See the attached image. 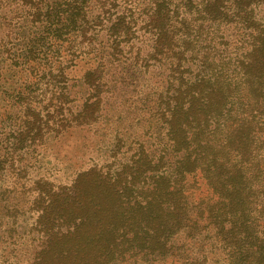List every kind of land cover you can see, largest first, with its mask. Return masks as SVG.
<instances>
[{"label": "rangeland", "instance_id": "rangeland-1", "mask_svg": "<svg viewBox=\"0 0 264 264\" xmlns=\"http://www.w3.org/2000/svg\"><path fill=\"white\" fill-rule=\"evenodd\" d=\"M138 1L118 0L116 5H108V14L120 13ZM257 18L259 29L264 30V2ZM137 35L142 37L143 33ZM211 36L205 45H209ZM225 36L208 51L207 62L202 57L204 51L198 58L183 62L189 82L211 74V80L195 90L206 95V103L197 104L189 112L176 110L170 123L168 113L165 118L157 112V102L175 92L176 83L170 86V72L153 64L147 69L138 66L134 76L131 70H125L110 85L96 123L46 139L31 161L34 164L22 172V180L35 187L34 182L43 179L53 190H75L84 199V213L73 203L60 206L50 215L54 218L52 228H40L41 209L30 206L31 198L26 202L23 195L0 188V264H70L66 251L82 246L85 252L94 253L89 258H105V264H228L234 259L217 236V228H229L223 210L213 202L197 204L191 197L181 204L170 191L182 188L180 194L192 196L193 191L205 196L207 187L194 184L202 178V170L207 172L203 177L210 175L208 165L223 156L231 163L241 156L255 157L264 165V91L259 94L257 110H253L236 64L243 53L238 49L243 46L242 30L232 28ZM149 48L147 40L143 52ZM221 73H226L230 81L222 84L216 80ZM260 84L264 88V69ZM184 87L180 95L189 99ZM190 91L192 94L194 88ZM72 95L79 104L86 89L78 85ZM194 120L203 125L194 127ZM262 168L260 172L264 173ZM220 169L231 168L226 164ZM233 169L240 180L241 172ZM252 183L254 187L258 184ZM232 198L235 204L240 200L249 210L253 207L252 197L242 199L239 194ZM169 199L179 206L175 214L166 210ZM120 205L126 209L124 213L119 212ZM82 214L81 228H62L64 219L71 221ZM242 221H249L243 228H264L262 212H246L237 224ZM168 233L170 240L163 243Z\"/></svg>", "mask_w": 264, "mask_h": 264}, {"label": "trees", "instance_id": "trees-1", "mask_svg": "<svg viewBox=\"0 0 264 264\" xmlns=\"http://www.w3.org/2000/svg\"><path fill=\"white\" fill-rule=\"evenodd\" d=\"M112 1L0 0V188L15 192L16 196L23 195L24 201L31 198L30 206L41 209L40 228H52L54 218L50 215L60 206L73 203L84 213V199L75 190L64 187L53 190L43 179L36 180L35 187L29 186L22 180V172L34 164L32 159L37 158L48 137L98 121L110 85L121 72L131 70L134 76L136 67L147 69L152 64L167 68L170 86L176 83L175 92L169 99L157 102V112L165 118L168 113L171 123L176 110L189 112L197 104L207 102L206 95L195 90L210 81L211 74L189 82L184 75L188 68L183 69V62L198 58L203 51V60L207 62L208 51L215 48L217 39H224L232 28H237L243 34V46L238 48L243 53L236 58V64L253 110H257L259 94L264 91L260 84L264 30L259 29L257 18L264 0H139L134 6L113 14L114 17L108 14V5H116L118 0ZM138 32L143 36H138ZM210 33L212 40L207 46L205 41ZM147 40L150 48L144 53ZM216 80L222 84L230 81L226 73ZM78 85L86 89L79 104L72 95ZM183 87L189 92V99L180 95ZM194 121L196 128L203 125ZM204 159L205 156L200 161ZM226 164L231 169L221 170ZM262 167L255 157L241 156L231 163L229 157L223 156L208 165L210 175L203 177L207 172L202 170V178L194 184L207 187L205 196L193 191L188 196V193L180 194L182 188L176 192L170 189L181 199V204L188 197L197 204L213 202V206L228 216L229 228H217L219 243L234 258L228 264H264V228L262 231L243 228L249 221L237 224L246 212H262L264 217V177L257 180L264 175L260 172ZM233 168L241 172L240 180ZM248 173L250 177L245 180ZM253 181L258 182L257 186L254 187ZM239 194L242 199L252 197L250 210L240 200L235 204L232 195ZM172 201L168 200L166 210L175 214L179 206L171 204ZM55 202L62 204L58 206ZM118 210L126 211L122 205ZM83 224L84 214L71 221L66 218L61 225L81 228ZM162 240L169 242L170 234ZM65 254L70 264L106 263L105 258H89L94 253L85 252L84 246L69 248Z\"/></svg>", "mask_w": 264, "mask_h": 264}]
</instances>
